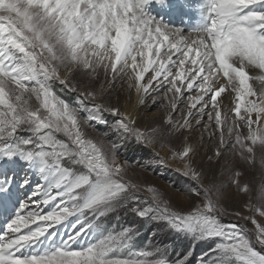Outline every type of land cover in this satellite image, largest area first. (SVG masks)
<instances>
[{
	"label": "snow or ice",
	"instance_id": "snow-or-ice-1",
	"mask_svg": "<svg viewBox=\"0 0 264 264\" xmlns=\"http://www.w3.org/2000/svg\"><path fill=\"white\" fill-rule=\"evenodd\" d=\"M150 2L0 0V160H20L40 179L0 232V264H264V183L253 197L234 172L251 213L234 215L252 227L225 222L222 189L203 183L187 143L207 130L217 145L210 160L230 151L264 173V0H209L206 26L186 35L148 17ZM118 88L139 107L166 109L163 126L138 127L111 103ZM105 114L115 119L101 132ZM173 136L183 140L169 145L176 171L195 182L180 190L187 206L129 177L121 159L129 141L155 148ZM122 215L207 249H138V229L120 226ZM65 223L71 231L57 244ZM41 240L46 250L26 254Z\"/></svg>",
	"mask_w": 264,
	"mask_h": 264
},
{
	"label": "rangeland",
	"instance_id": "rangeland-1",
	"mask_svg": "<svg viewBox=\"0 0 264 264\" xmlns=\"http://www.w3.org/2000/svg\"><path fill=\"white\" fill-rule=\"evenodd\" d=\"M112 95L110 98L111 103L113 99ZM66 99L71 100L72 97L68 96L66 97ZM140 112L143 116L149 118L158 115L161 111L159 107L151 104L150 102L149 107L141 108ZM105 118L109 122V127L106 128L104 126H100L101 132L109 131V128L111 127L112 122L115 119L114 117H111L107 114H105ZM142 128L145 127L143 126ZM89 134L92 136H99V134L92 129H89ZM110 135L112 139H116V136L114 134L110 133ZM189 136L190 139H188L187 143H190L196 148L197 152L194 160V165L199 171L203 173V183L205 185L215 183L222 189L221 205L226 210L224 216L225 222L239 223L251 228L252 226L247 221L242 219L240 216L234 215V213L237 211L240 212L243 216L251 215V213H249L246 209V204L248 203L247 196L244 193L239 192L236 185L231 183V180L234 176V172H242V176L239 178L241 185L247 183L253 190V197H256L257 189H259L261 184L264 183V173L260 171L259 165H257L256 169H250L247 165L243 164L241 161L235 158L230 151L225 152L224 155L219 158V161H217L216 159L210 160L209 157L213 156L217 145L215 139L211 141L209 140V131L204 129H197L191 132ZM182 143L183 140L182 138H180V142L176 144L174 143L171 146L179 148ZM169 145L170 141L167 139L163 144L158 143L155 148L144 147L132 140L129 141L121 149V159L130 162L128 173L129 177L136 179L142 183H150L159 188L162 192L168 193L172 197L174 203L187 206L188 197L180 190L187 189L189 186H191V184L195 182L186 180L185 177H183L178 171H176L177 164L175 161L171 160ZM156 153H159V158L164 159L165 161H167V163H157L158 157ZM162 153H164V157L162 156ZM257 154L259 155V151ZM20 162L23 163L22 161ZM202 162L203 164L206 162L207 165L205 164V166H203ZM24 167L26 166L23 163L21 165V169L23 170L18 172V174H23L21 177L18 176L17 178V180L19 181L20 177L19 183L14 182V188L15 190H18L20 192L21 200L23 201V203L26 202V199L25 201L23 199L26 198L30 193H32V191L35 190L34 188H36L40 184L39 178L37 179L38 175L35 172L33 173L35 181L32 184L28 185L27 189L24 191L26 185L23 178L25 175V171L27 170V168L26 170H24ZM9 174L11 175V173ZM10 175H8V178H6L7 180L13 179V177H10ZM4 180L0 177V182ZM173 186L177 189L176 191H173ZM115 224H117V222L115 220H112L109 222V227ZM128 224H134L138 229V237L135 241L136 247L138 249H144L151 246H166L169 251H174L175 253L179 254L190 247H194L196 256H199L207 249L206 244L194 246L189 240L184 239L183 237H179L174 233H169L166 229L161 228L155 223L139 221L137 218H134L131 215H122V219L119 221V225L126 227L128 226ZM153 233H156L155 237H153ZM257 250L264 251V249H260L259 245H257Z\"/></svg>",
	"mask_w": 264,
	"mask_h": 264
},
{
	"label": "bare ground",
	"instance_id": "bare-ground-1",
	"mask_svg": "<svg viewBox=\"0 0 264 264\" xmlns=\"http://www.w3.org/2000/svg\"><path fill=\"white\" fill-rule=\"evenodd\" d=\"M208 5L209 0H162V2L159 3L157 2V0H151V2L145 6V14L148 17L152 18L155 22L167 26L168 28L182 30V32L186 35L189 32L202 29L206 26ZM112 98V104H118L123 110H127L135 114L136 118L139 121L138 127L142 128L144 126L145 128H152L163 126L162 121L164 118L165 109L159 107L161 112L154 117L148 118L146 116H143L140 112L142 107L136 105V97L134 95L129 97L126 91L118 88L117 91L113 92ZM166 139L170 141V145L180 142V137L176 136L166 137L165 140ZM165 140L163 141V143L165 142ZM164 153H162L163 157L165 156ZM22 164L23 163H21L20 160H0L1 179L3 178L4 180L8 178V175H10L9 173H11L10 177H13L12 180L6 179L0 182V184H5L6 182H8L9 187L8 195L0 194V232L6 230L7 224L14 218L20 204L23 203V201L21 200L20 192L18 190H15L14 188V182L19 183L20 177L23 175L21 173L18 174L19 171L23 170L21 169ZM205 164L207 165V163L205 162L203 166H205ZM24 170L26 171L23 179L29 181V183L24 188L25 191L28 185L32 184L35 181L33 173H35L36 171L34 169L30 170L27 166L24 167ZM18 176H20L19 181L17 180ZM38 178L39 176L37 177V179ZM34 189L35 190H33L32 193L37 190V187ZM32 193H30L23 200L25 201L26 199L27 202L28 197H30ZM48 207H51V205H49ZM66 231H71V229L67 226V223H65V225L62 227H58V235L56 238L57 244H59L60 238L62 239L64 237V233ZM49 244L50 242L48 240L38 241L34 248L25 250L26 254L33 251H44L49 247Z\"/></svg>",
	"mask_w": 264,
	"mask_h": 264
}]
</instances>
